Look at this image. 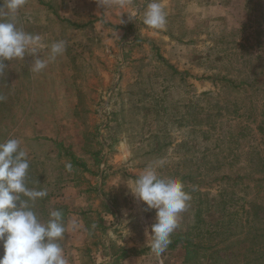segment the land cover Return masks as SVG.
Returning <instances> with one entry per match:
<instances>
[{"label": "rangeland", "instance_id": "rangeland-1", "mask_svg": "<svg viewBox=\"0 0 264 264\" xmlns=\"http://www.w3.org/2000/svg\"><path fill=\"white\" fill-rule=\"evenodd\" d=\"M163 3L168 13L163 30L143 24L146 0H106L104 7L97 0H26L18 12L25 31L39 34L45 45L63 40L66 49L39 73L29 68L31 55L4 61L0 142L20 140L30 165L27 186L47 190L35 203L41 221L53 209L63 212L69 227L60 243L68 263L98 264V249L106 255L110 247L112 264H187L184 248L157 256L145 244L155 209L134 198L125 182L150 163L162 162L157 169L162 176H189L184 185L191 200L174 232L194 223L200 191L218 195L226 188L220 202L233 191L259 199L253 182L221 184L215 178L235 171L261 174L264 137L257 126L263 119V78L248 88L211 77L229 75L250 85L264 66V0ZM137 35L142 39L130 44ZM48 54L46 47L40 56ZM240 126H247V136L236 135ZM98 140L104 149L100 161ZM105 203L113 216L106 221ZM72 221L88 233L72 230ZM131 247L146 250L123 257L121 248Z\"/></svg>", "mask_w": 264, "mask_h": 264}, {"label": "clouds", "instance_id": "clouds-1", "mask_svg": "<svg viewBox=\"0 0 264 264\" xmlns=\"http://www.w3.org/2000/svg\"><path fill=\"white\" fill-rule=\"evenodd\" d=\"M26 0H4L0 5V73L8 66L4 61L24 60L33 56L30 70L39 73L49 62L62 55L66 49L63 40L45 45L39 34L24 30L18 20V12ZM104 7L106 0H97ZM6 8V11L4 10ZM167 11L163 0H146L142 22L144 25L163 30L167 24ZM137 17L128 16L129 20ZM49 49L47 59L40 54ZM5 98L0 96V102ZM124 142H121V147ZM131 152H124V159ZM160 163H150L127 180L126 186L132 196L142 201L147 209H155V222L145 228V244L157 256L163 254L171 243V235L179 226L180 214L191 200L190 192L178 177L162 176L158 173ZM29 161L18 138L0 142V264H68L60 243L69 225L59 209L49 212V218L42 222L35 211L37 200L47 196L46 189H30L26 184ZM72 170L70 162L65 164ZM117 185V184H116ZM26 197L27 199H22ZM72 230L79 228L76 221L70 224Z\"/></svg>", "mask_w": 264, "mask_h": 264}, {"label": "trees", "instance_id": "trees-1", "mask_svg": "<svg viewBox=\"0 0 264 264\" xmlns=\"http://www.w3.org/2000/svg\"><path fill=\"white\" fill-rule=\"evenodd\" d=\"M3 3L0 0V5H3ZM47 5L51 6L50 4ZM128 24L133 31L135 29L133 19ZM139 39H142V37L137 35L129 43L133 44L135 40ZM259 47L263 49V44H259ZM158 57L176 71L163 56L158 55ZM263 73L264 66L255 74L256 77L250 81V85L246 80L237 82L229 75L214 74L211 78H213L214 82L218 79V82L226 83V85L249 88L250 86L253 87L254 83L258 82L257 79L262 76V86L264 87ZM260 91L264 94V88H261ZM236 111L237 114L244 115L240 113L238 107ZM262 115L263 119L258 122L257 129L264 137V108ZM245 128L247 126L236 128V135L238 137L247 136ZM204 133H208V131ZM98 143L100 144L98 161H100L102 160L104 149L100 140H98ZM62 147L65 152L68 151L65 145L62 144ZM72 151L74 152V150ZM73 152H70V154L75 156L78 161V155ZM259 165L261 166V169H259L261 174L257 173L256 176L235 171L221 174L215 178V181H219L221 184L231 182V184L236 185L245 181L253 182L254 190L256 187L258 188L259 199L257 201L247 196H240L237 191H233L230 199L223 200L222 198V202H220L218 198L224 196L225 192H227L226 188L220 189L217 193L218 195L200 191L199 194L201 196L192 207L194 209V223L185 228L184 231L173 232L171 243L167 249L184 248L187 264H221L222 261H226L227 264H264V155L260 156ZM187 177L189 176L184 175L180 180L185 183L184 181ZM190 179L194 181L193 177ZM195 183L199 184L201 182L198 180ZM221 203H224V205ZM105 206L107 212H112L108 204ZM191 220L192 218L190 219L189 216L188 221L190 222ZM102 221L103 218L100 219L99 223L101 224ZM145 250L132 247L121 248L123 257L141 254ZM227 250H229V253H227ZM193 259H196V261L193 262Z\"/></svg>", "mask_w": 264, "mask_h": 264}, {"label": "crops", "instance_id": "crops-1", "mask_svg": "<svg viewBox=\"0 0 264 264\" xmlns=\"http://www.w3.org/2000/svg\"><path fill=\"white\" fill-rule=\"evenodd\" d=\"M111 208V207H110ZM112 212H109V214L106 216V215H104L103 217L105 218V221H106V219L108 220L109 218H112L113 216H112V214H111ZM77 217L79 218V219H81L80 218V215H77ZM110 223V222H109ZM82 228V231H81V233L83 234L84 232H87L88 233V229L87 228H83V226H81V225H79V229H81ZM82 238V237H81ZM71 247V246H70ZM79 247H82V246H79ZM76 251L78 252V250H77V248H76ZM108 254V255H107ZM127 258V257H126ZM113 259H114V255H113V253H112V251H111V248L110 247H108V251H107V253H106V255H104L103 254V251L99 248L98 249V264H111L112 263V261H113ZM82 263V262H81ZM68 264H72L71 262L70 263H68Z\"/></svg>", "mask_w": 264, "mask_h": 264}]
</instances>
